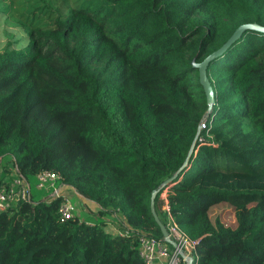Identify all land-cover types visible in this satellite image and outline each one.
<instances>
[{
    "label": "trees",
    "instance_id": "trees-1",
    "mask_svg": "<svg viewBox=\"0 0 264 264\" xmlns=\"http://www.w3.org/2000/svg\"><path fill=\"white\" fill-rule=\"evenodd\" d=\"M0 14L30 40L0 52V161L30 186L0 212V264H145L140 234L164 238L154 191L159 221L198 242L194 264H264V34L210 64V115L190 82L238 27L264 26V0H6ZM46 170L95 218L62 223L37 189ZM115 219L129 237L106 230Z\"/></svg>",
    "mask_w": 264,
    "mask_h": 264
},
{
    "label": "built area",
    "instance_id": "built-area-1",
    "mask_svg": "<svg viewBox=\"0 0 264 264\" xmlns=\"http://www.w3.org/2000/svg\"><path fill=\"white\" fill-rule=\"evenodd\" d=\"M206 124L207 121L203 120L201 129H205ZM11 169L8 180H3L4 177H0V212H12L21 203L28 202L30 199V186L26 178L16 164ZM37 181L38 190L48 192L52 200L60 199L58 213L62 223L76 220V218H79L80 222L86 220L80 202L72 194L74 189L63 183L60 174L49 170L42 171L38 174ZM167 195L168 191L166 190L162 194V198L166 201V211H169ZM88 224L93 225L92 223ZM166 227L168 237L176 243V247L171 246L164 238L158 239L140 234L137 240L140 258L145 264H189L190 260H193L194 264L197 260L198 242L183 233L170 214ZM132 232L133 229L129 227L125 231H118L117 234L121 237H129Z\"/></svg>",
    "mask_w": 264,
    "mask_h": 264
},
{
    "label": "water",
    "instance_id": "water-1",
    "mask_svg": "<svg viewBox=\"0 0 264 264\" xmlns=\"http://www.w3.org/2000/svg\"><path fill=\"white\" fill-rule=\"evenodd\" d=\"M250 30L257 31L259 33L264 34V26H261L257 23H248V24L241 25L240 27H238L236 29V31L233 33V35L227 40V42L221 48H219L217 51L213 52L206 59H204L201 63H199L195 66L199 71V82H200V85L202 86V88L204 90V93H205L206 99H207V103L209 105L208 115H209V113H211V111L215 105V101H216L215 100V92H214L213 86H212V84L209 80V77H208V68L212 62H214L215 60H217L220 57H222L223 55H225V53L238 40L241 39V37L244 35V33L246 31H250ZM194 151H195V146L192 147L190 154H189V157L186 160L183 168L177 173V175H175V177L178 176L189 165L190 158L192 157V154L194 153ZM175 177L170 179L167 182V184L169 182H171ZM158 192L159 191H154L153 195H152V203H151L152 211L155 214L156 220L160 224L164 239L171 246L176 247V243L173 240L169 239V237H168L167 227L159 221L157 214H156V211H155L154 202H155V198H156V195L158 194ZM189 264H193V260H190Z\"/></svg>",
    "mask_w": 264,
    "mask_h": 264
},
{
    "label": "rangeland",
    "instance_id": "rangeland-1",
    "mask_svg": "<svg viewBox=\"0 0 264 264\" xmlns=\"http://www.w3.org/2000/svg\"><path fill=\"white\" fill-rule=\"evenodd\" d=\"M53 7L57 6V0H47ZM6 0H0V11ZM3 3V4H2ZM8 43H12L8 46ZM30 40L22 28L17 27L13 21L7 20L5 16L0 14V52L9 48L13 49H22L29 45ZM199 81L198 75L194 73L191 75L190 82L192 84H197ZM210 115V113H209ZM12 157H5L0 161V177H5V169L9 166L12 171ZM244 202V199L238 198L236 203Z\"/></svg>",
    "mask_w": 264,
    "mask_h": 264
},
{
    "label": "crops",
    "instance_id": "crops-1",
    "mask_svg": "<svg viewBox=\"0 0 264 264\" xmlns=\"http://www.w3.org/2000/svg\"><path fill=\"white\" fill-rule=\"evenodd\" d=\"M73 196L80 202L81 206H82V213L84 215L85 219H93L95 218L94 215L97 213L98 211V207L95 203L89 202L86 199H84L83 197H81L77 191L74 189V191H72ZM120 221V218H119ZM118 222L115 220H108L107 221V225H106V230L109 233L112 234H117L119 228H118ZM163 264V263H161Z\"/></svg>",
    "mask_w": 264,
    "mask_h": 264
}]
</instances>
